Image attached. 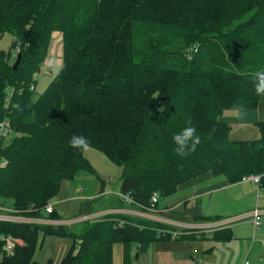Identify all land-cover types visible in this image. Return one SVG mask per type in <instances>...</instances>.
Wrapping results in <instances>:
<instances>
[{"label":"trees","instance_id":"trees-1","mask_svg":"<svg viewBox=\"0 0 264 264\" xmlns=\"http://www.w3.org/2000/svg\"><path fill=\"white\" fill-rule=\"evenodd\" d=\"M5 32L14 40L0 49V123L12 136L0 140V205L10 212L56 219L44 208L62 181L95 173L70 147L74 134L121 166L119 199L141 206L205 172L230 183L259 175L264 190V122L259 138L232 140L219 119L264 100L243 74L264 67V0H0V39ZM54 32L62 66L33 98ZM189 119L200 143L181 157L172 137ZM167 229L112 213L77 231L0 220V264H37L40 233L71 238L59 264H112L116 242L131 264L133 244L142 252ZM7 235L22 240L10 255Z\"/></svg>","mask_w":264,"mask_h":264},{"label":"crops","instance_id":"crops-1","mask_svg":"<svg viewBox=\"0 0 264 264\" xmlns=\"http://www.w3.org/2000/svg\"><path fill=\"white\" fill-rule=\"evenodd\" d=\"M219 119L229 125L232 140L257 139L261 135L259 124L264 122V100L254 109H245L243 114L233 109L224 110ZM91 176L98 178L96 172L82 173L72 180L62 181L59 192L50 201L56 219L44 212L40 217L22 215L25 219L17 222L65 224L77 231L85 220L112 213L134 221L169 226L164 232H169L170 237L151 241L144 251L138 252V244H133L131 264H264V190L258 189L257 184L230 183L224 176L205 172L179 185L171 203H159L158 198L153 207H145L124 197L119 199L120 182L107 189L104 180H97V186L91 189L93 192L83 196ZM78 197L81 202L74 203L75 207L69 212L66 207L72 205L66 202L76 201ZM60 204L64 206L57 210ZM255 209L261 212L257 229L253 228L250 217ZM67 215L71 216L67 218ZM162 230L157 232L160 234ZM70 245L68 241L59 243L57 264ZM112 264H125L122 243L112 246Z\"/></svg>","mask_w":264,"mask_h":264},{"label":"rangeland","instance_id":"rangeland-1","mask_svg":"<svg viewBox=\"0 0 264 264\" xmlns=\"http://www.w3.org/2000/svg\"><path fill=\"white\" fill-rule=\"evenodd\" d=\"M13 40H14V36L10 32H5L0 39V49L6 52L11 46ZM61 40L62 37L60 32H54L52 34L47 58L43 63V67H41V70L36 74V86H35L33 98H36L44 90L48 82L51 80L54 74L60 70L62 66ZM12 53L14 54V48L12 49ZM11 136L12 134L9 137L4 138V141L8 142ZM83 154L89 160V162L93 166L98 176V178L91 176L92 178H90L89 188L85 189V192H83L82 194L83 196L89 195L90 192H93L91 189L95 185L97 186L98 183L97 180L98 181H101V179L104 180L105 184L107 185L106 187L107 189L110 188L111 186H116V184L119 183L121 166L112 162L105 156V154H103L101 151L91 146L86 151H83ZM257 187L258 189L261 188L263 189L261 185L260 186L257 185ZM260 192H262V190H260ZM175 197L176 196H172V195L160 197L159 203H171L175 199ZM79 202H81V198L79 197L76 198V201H67L66 203H71L72 207L67 206L66 208L69 210V212H72L73 207H75L74 203H79ZM63 206L64 204L58 205L57 210L59 207H63ZM0 214L9 216L12 214L14 215L15 213L10 212L7 207L0 205ZM18 216L23 217L22 215H18ZM69 216L71 215H67V218H69ZM24 219L25 217L22 220ZM5 221H13V220H5ZM74 227L77 229L76 224L74 225ZM78 230L80 229L78 228ZM61 241H68L69 244H71L72 240L70 237H65V236L60 237V236H54L49 234L45 235L43 233H40L39 245L34 254V261L37 264H57L56 252L58 250V245Z\"/></svg>","mask_w":264,"mask_h":264},{"label":"clouds","instance_id":"clouds-1","mask_svg":"<svg viewBox=\"0 0 264 264\" xmlns=\"http://www.w3.org/2000/svg\"><path fill=\"white\" fill-rule=\"evenodd\" d=\"M243 74L250 75L253 79L255 93L258 96H264V67H256L251 70L245 69ZM233 111L243 114L245 107L237 103L233 105ZM172 139L176 145L175 152L181 157L190 155L200 143V136L197 134V129L190 119L187 121V126L176 132ZM68 143L73 149L81 151H86L90 147L89 139L84 135L74 134Z\"/></svg>","mask_w":264,"mask_h":264},{"label":"built area","instance_id":"built-area-1","mask_svg":"<svg viewBox=\"0 0 264 264\" xmlns=\"http://www.w3.org/2000/svg\"><path fill=\"white\" fill-rule=\"evenodd\" d=\"M12 134L11 131V127L9 125V123L7 121L0 123V140H4V138L9 137ZM5 165V161H2L0 163V166H4ZM240 181L243 182H252L255 183L257 185L260 186V176L259 175H245L241 178ZM261 188V187H259ZM262 189V188H261ZM157 202V194H153V196L151 197V205H154V203ZM52 207L50 205V203H48L45 207V211L46 212H51ZM261 212L258 210H254L253 212L250 213V217H251V221H252V225L254 229L259 228L260 224H261V216H260ZM18 218V219H17ZM22 217L18 216V215H13L12 217L7 216V215H2L0 214V220H13V221H22ZM1 240L4 241V245L2 247L3 252L5 255H10L13 252V249L15 248V246L18 244H22V240L18 237H13L10 235L7 236H1ZM3 257V253H0V260Z\"/></svg>","mask_w":264,"mask_h":264},{"label":"water","instance_id":"water-1","mask_svg":"<svg viewBox=\"0 0 264 264\" xmlns=\"http://www.w3.org/2000/svg\"><path fill=\"white\" fill-rule=\"evenodd\" d=\"M19 59H20V54H18L17 57H16V61H15L14 65H13L14 68H16V66L18 65ZM137 256H138V252L135 253V257H137Z\"/></svg>","mask_w":264,"mask_h":264}]
</instances>
